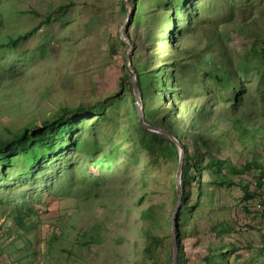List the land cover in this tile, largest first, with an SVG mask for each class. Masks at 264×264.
I'll return each instance as SVG.
<instances>
[{"label":"rangeland","instance_id":"rangeland-1","mask_svg":"<svg viewBox=\"0 0 264 264\" xmlns=\"http://www.w3.org/2000/svg\"><path fill=\"white\" fill-rule=\"evenodd\" d=\"M205 49L229 73L226 88L207 76L210 64L183 77ZM262 51L264 0H0V140L63 109H91L50 134L48 147L0 155V264H171L173 227L177 264H205L215 248L212 264H264L259 170H224L233 185L218 187L207 171L190 169L203 185L192 181L188 209L176 208L177 167L142 143L132 112L139 103L120 85L129 60L126 81L142 113L139 79L163 67L166 85L158 76L154 87L166 111L175 109L171 122L203 133L211 154L232 166L264 168ZM233 98L230 115L197 118L198 104Z\"/></svg>","mask_w":264,"mask_h":264},{"label":"trees","instance_id":"trees-1","mask_svg":"<svg viewBox=\"0 0 264 264\" xmlns=\"http://www.w3.org/2000/svg\"><path fill=\"white\" fill-rule=\"evenodd\" d=\"M175 17L174 11L170 12V26L173 29L174 25V18ZM189 21V20H188ZM33 32V29L31 30ZM28 34H24L23 36H17L15 39L9 40L6 44H16L18 41H24L27 38ZM5 45V44H4ZM262 58L264 59V51H262ZM199 64H210L213 68L210 69L207 73L208 77H212L215 80L219 81V84L222 86L221 88H226L227 83L230 81L229 73L227 72L226 68L223 65L215 63V58L211 53V49H205L201 51V55L199 57V61H193L189 65H184L182 67V74L185 78V73L189 69L196 70L197 63ZM173 65V64H172ZM185 71L183 72V70ZM155 73H153L151 80L150 78H144L143 83H141V79H139V86L142 84L145 86V91L140 93L143 99V122L147 126L158 128L162 130H166L171 133V135L180 143V147L183 150V158L181 164V173H180V205L184 206L183 209H188L189 198H190V183L194 181L195 184L198 186V190H201L203 185L202 174H190L189 170H205L208 173L209 181L208 184L216 185L218 187L224 186H232L233 183L230 179L227 178L226 174L223 173L224 170L231 174L242 175L250 168H256L259 170L258 177L256 179V184L258 188H261L264 181V168L258 163V161H251L248 162L240 167L232 166L229 162V159H219L216 156L211 154L212 146L209 145V139L204 136L203 133H198L193 129H179L175 124V121L171 122V115L174 113L175 109L172 108V103L169 106V111H166L164 105V91L161 94H158L156 91L155 81L158 82V76H160V84L166 85L165 78L167 77L165 73V69L160 67V69H155ZM165 74V78H164ZM130 76V71L128 70L127 64L123 67V74L120 78V85L126 86L127 83L128 91L133 98V103L135 104V96L133 92V85L132 81H126V76ZM172 81L175 80L176 77L175 73L172 72L170 74ZM182 77H180L181 79ZM228 86V85H227ZM171 90V87H168ZM168 90V89H167ZM152 98L157 103L158 100L161 101V105H155L152 107L151 100ZM235 98L230 101H212L210 104H203L199 105L197 110L202 108V113L197 114V118H201L202 120L208 116H222L226 117V115H230L235 109L234 102ZM90 108L85 107H77L74 110L63 109L62 112L57 115L52 120H43L40 123V127H33V128H25L23 131L19 133L13 134L10 138L0 140V155L7 154V153H17L20 150L26 149L30 143L37 142L38 145L42 147H48L49 145V135L52 134L57 128L66 124L69 120L73 117L84 114L86 111H90ZM99 111H96V113ZM133 116H134V124L137 125V130L140 132L142 137V143L147 147H152L156 145L159 149L160 153L163 154L166 158H168L171 162H174L176 167L178 166L179 158H180V148L179 146L165 136L162 133L151 131L142 125L137 117L136 107L133 106ZM222 113L226 115L223 116ZM161 116V117H159ZM156 117H159L156 118ZM232 120V119H228ZM236 125L235 130L237 133H244L246 131L245 127L238 121H233ZM214 127V122H212ZM223 133L222 131H219ZM181 133H187V135H181ZM147 136V137H146ZM208 148V149H207ZM209 153H206V150ZM200 150V152L198 151ZM188 151V152H187ZM208 157L206 163H203V160ZM175 189V186H174ZM212 191H208V195H211ZM244 195L249 197L250 194L245 191ZM175 201H177V193L175 190ZM176 205V202H175ZM194 205L189 207L192 209ZM178 222L182 225V219L179 215ZM171 237V236H170ZM175 239L176 242L179 240V232L175 228ZM178 249V247H177ZM217 248L209 249L207 255L204 257L205 264H212V260L215 256L220 255V251H216ZM172 250V249H171ZM172 255V253H171ZM183 259L182 247L178 249V257L177 262H180Z\"/></svg>","mask_w":264,"mask_h":264},{"label":"water","instance_id":"water-1","mask_svg":"<svg viewBox=\"0 0 264 264\" xmlns=\"http://www.w3.org/2000/svg\"><path fill=\"white\" fill-rule=\"evenodd\" d=\"M128 4L127 1H125V4ZM127 67L128 70L130 71V73H132V70L130 68V62L128 60L127 63ZM133 85V92H134V96H135V102L138 104L137 107V116H138V120L139 122L144 125L145 128L154 131V132H158V133H162L164 135H166L169 139H171L173 142H176V139L174 137H172L168 132L162 130V129H158V128H153V127H149L146 124H144L143 119H142V113H141V103H140V99L135 91V87H134V83L132 82ZM182 158H183V151L180 148V158H179V162H178V166H177V172L175 175V190L177 193V201H176V205L175 207L177 208L180 204V189H179V185H180V173H181V164H182ZM170 242H171V247H172V255H171V264H177V257H178V249H177V245H176V240H175V236H174V227L171 230V237H170Z\"/></svg>","mask_w":264,"mask_h":264},{"label":"crops","instance_id":"crops-1","mask_svg":"<svg viewBox=\"0 0 264 264\" xmlns=\"http://www.w3.org/2000/svg\"><path fill=\"white\" fill-rule=\"evenodd\" d=\"M4 259V256H2L1 254H0V262H1V260H3Z\"/></svg>","mask_w":264,"mask_h":264}]
</instances>
